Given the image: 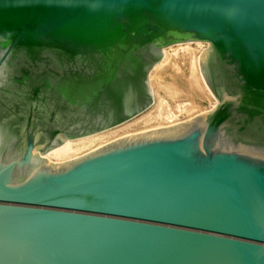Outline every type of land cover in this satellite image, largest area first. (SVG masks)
Instances as JSON below:
<instances>
[{
	"label": "water",
	"instance_id": "water-1",
	"mask_svg": "<svg viewBox=\"0 0 264 264\" xmlns=\"http://www.w3.org/2000/svg\"><path fill=\"white\" fill-rule=\"evenodd\" d=\"M190 41L212 110L41 156L144 111ZM0 264H264V0H0Z\"/></svg>",
	"mask_w": 264,
	"mask_h": 264
},
{
	"label": "rangeland",
	"instance_id": "rangeland-1",
	"mask_svg": "<svg viewBox=\"0 0 264 264\" xmlns=\"http://www.w3.org/2000/svg\"><path fill=\"white\" fill-rule=\"evenodd\" d=\"M196 42L198 41H190L188 43L190 44V47L192 49L197 51V53L198 51L202 52L203 50L209 47L208 43L201 42L202 45L200 48L199 46L196 45ZM185 47H186L185 43H182V45L180 46L178 44L177 45L175 44L164 48L166 49L165 52L167 54V59L164 60L162 64H160L164 58V49H162L161 59L159 63L156 64L154 67L158 66L159 64L160 66H158L155 69L153 67L148 73V85L150 88V94L152 100L150 105L134 118L128 120L127 122L121 125L111 128L114 130L108 129L102 131V132H107L111 130L117 132H115V134L113 135L106 134L107 137L106 135L103 136L105 141L101 140L97 142V144L93 145L94 147L92 146L91 149L89 150L86 149L81 151L80 155H78V157L76 158L82 157L97 148H100L106 144H109L111 142H114L118 139L127 136L145 133L148 130L162 129L161 127L167 128L168 126L170 127L171 125L174 126L176 124L187 122L200 114L209 112L217 105L216 99L208 90L201 76L198 63H197L198 72L200 74L197 73V71H195L194 76L196 77V80H193V78L190 76L189 58L183 55L184 53H182V49ZM191 80L193 81L191 82ZM203 84L205 85V87ZM188 93H192L193 95L189 96ZM182 94L183 95L185 94V96H183ZM212 98H214L216 101V104L214 106H212L213 105ZM160 111L161 113H165V114L168 113L170 118L167 119L165 118V116L162 119L154 118L155 114H157ZM78 139L68 140V141H75ZM68 141L66 140L65 142H63L61 146L67 143ZM48 153L49 152L41 156L44 157L49 163L51 164L64 163V162L50 161L47 158Z\"/></svg>",
	"mask_w": 264,
	"mask_h": 264
},
{
	"label": "bare ground",
	"instance_id": "bare-ground-1",
	"mask_svg": "<svg viewBox=\"0 0 264 264\" xmlns=\"http://www.w3.org/2000/svg\"><path fill=\"white\" fill-rule=\"evenodd\" d=\"M177 45V44H176ZM179 46L182 45V43H179L178 44ZM196 45L199 46L201 48V42H196ZM185 48L182 49V53H184L183 55H185L186 57L189 58V61H190V66H189V72H190V76L193 78V80H196V77L194 76L195 74V71L198 72V57H199V54L201 53V51L197 53L196 50L192 49L190 47V44L187 42L185 43ZM166 49H164V58H163V61L160 63L162 64L164 62V60L167 59V54L165 52ZM176 54V53H174ZM160 64L158 66H160ZM158 66L154 67L157 68ZM164 66V65H163ZM200 74V73H199ZM198 74V75H199ZM200 77V76H199ZM163 78V77H162ZM195 78V79H194ZM156 79V78H155ZM201 79V78H200ZM191 80V82L193 81ZM196 82V81H195ZM203 82V81H202ZM204 85V84H203ZM205 87V85H204ZM165 89V88H164ZM189 96H192L193 94L192 93H188ZM183 95V94H182ZM185 96V94L183 95ZM169 98V97H168ZM172 100V99H171ZM186 100V99H185ZM213 100V105L214 106L216 104V101L214 98H212ZM182 107V106H181ZM177 108V107H176ZM167 109V108H166ZM182 110V109H181ZM170 118L169 114H165V113H161L158 112L157 114H155V117L154 118H159V119H162V118ZM177 125V124H176ZM125 126V125H123ZM159 126V125H158ZM168 126V125H167ZM172 126V125H171ZM170 126V127H171ZM169 127V126H168ZM160 128V127H159ZM163 128V127H161ZM111 130H114V129H111ZM107 131V132H102V133H97L95 135H90V136H87V137H83L82 139H78V140H75V141H68L67 143H65L64 145H59L55 148L52 149V151L50 150L49 153L47 154V158L50 160V161H55V162H67V161H70V160H73L75 159L76 157H78V155H80V152L83 151V150H86V149H91L93 145L97 144V142L101 141V140H104L103 136H105L106 134L108 135H113L115 134V132L117 131ZM122 130V129H121ZM153 130H157V129H153ZM148 131H152V130H148ZM147 131V132H148ZM106 135V137H107ZM131 135V134H130ZM137 135V134H136ZM71 140H74V139H71ZM105 141V140H104ZM103 143V142H102ZM61 146V147H60ZM94 147V146H93ZM85 152V151H84Z\"/></svg>",
	"mask_w": 264,
	"mask_h": 264
}]
</instances>
